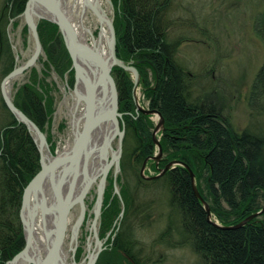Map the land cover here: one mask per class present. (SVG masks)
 <instances>
[{
	"label": "trees",
	"instance_id": "16d2710c",
	"mask_svg": "<svg viewBox=\"0 0 264 264\" xmlns=\"http://www.w3.org/2000/svg\"><path fill=\"white\" fill-rule=\"evenodd\" d=\"M110 1L115 56L132 62L139 77V99L146 102V108L160 113L163 126L157 133L161 156L155 163L149 159L156 151L151 139L154 121L135 110L130 74L113 66L110 73L123 135L119 170L115 178L109 172L104 181L97 234L99 239L107 238L93 264H142L132 218L145 207L137 195L139 190L155 188L164 196L167 208L158 242L188 247L199 264H264V210L244 224L230 227L259 210L264 202V132L235 130L218 100L191 96L193 77L175 59L176 40L167 39L171 21L166 14L171 0ZM25 2L5 0L0 10L4 76L14 67L5 26L11 19L12 26H17ZM251 24L263 53L246 102L260 114L264 112V11L257 13ZM22 33H27L26 25ZM37 33L45 55L44 68L40 73L31 68L26 80L14 85L12 100L44 132L57 91L55 81L48 79L49 71L59 80L65 74L67 87L72 85L73 73L57 25L40 19ZM0 101L9 117L0 126V264H5L24 246L19 208L23 188L40 169V156L25 125L14 118L1 96ZM145 159L144 166L152 175L171 160L185 163L207 202L210 221L182 166L173 165L156 177H143L139 169Z\"/></svg>",
	"mask_w": 264,
	"mask_h": 264
},
{
	"label": "water",
	"instance_id": "95a60500",
	"mask_svg": "<svg viewBox=\"0 0 264 264\" xmlns=\"http://www.w3.org/2000/svg\"><path fill=\"white\" fill-rule=\"evenodd\" d=\"M111 7L110 0H104ZM68 0H26L24 9L19 17L23 18L24 24L27 26L29 39L32 42L30 56L19 65H15L1 80L0 93L2 100L11 112L14 118L23 123L31 135L40 156V169L33 175L23 188L21 204L19 208V219L22 225L24 246L5 264H64L59 255L60 246L64 236L67 224V213L74 204H77V215L71 225L70 241L75 244V230L79 227L84 217L83 198L87 193L90 184L97 178L96 191L92 204V219L90 229L94 237V248L87 252L86 261L83 264H93L99 251L101 250V241L97 238L96 229L99 221L100 206L102 201V192L105 177L109 167L112 165V175L115 178L119 166L118 160L121 152V139L123 135L122 124L119 120L120 113L117 110V91L110 70L113 66H117L128 72L131 76V99L135 110L147 115H156L153 128L151 130V139L156 147V151L149 158L155 162L161 156V149L157 138V133L162 129L163 119L155 109H148L139 103L137 97L138 73L132 65L131 61L124 62L115 56L114 51V30L112 26L113 12L109 17L100 9L97 0H92L85 4L90 7L98 16L99 22H105L108 35L105 39V51L101 49L100 37L103 32L101 26L95 38L90 34L87 39L84 35L79 34L75 29L71 18V6ZM83 8L80 9L79 16L82 15ZM40 19H46L55 23L61 35L63 45L70 58V68L73 73V81L68 96L72 99L70 122L73 130V137L67 150L62 153L50 154L47 148V141L44 132L16 105L13 103L10 89L7 88L6 82L16 79L24 70L36 66L37 59L43 54L42 46L38 38L37 23ZM15 60L17 59L16 56ZM66 96L63 95L62 102ZM77 107L78 114L75 116ZM108 120L113 130L109 133L104 141L98 146V159L101 164L97 172L87 176L85 166L87 158L93 149L88 147V142L92 134V130L98 123ZM116 138L114 150L110 147V142ZM48 156L46 154V151ZM110 151H114L111 155ZM145 160L142 162L139 174L143 177V167ZM173 165L182 166L188 174L190 188L193 195L200 202L208 221L209 208L207 202L198 192L194 175L191 169L183 162L171 160L167 162L158 173L152 177H156ZM81 173V186L78 194L74 198H70L69 192L73 184L75 176ZM65 174H71L68 186L61 194V186L65 184ZM64 177V178H63ZM150 178V177H149ZM113 191L117 193V187L113 185ZM56 210V215H55ZM123 206L120 205L122 212ZM264 210V202L261 208L230 227H238L244 224L252 217L260 214ZM50 213L52 216V227L46 231L45 214ZM40 221L43 227L44 246L42 250L37 246L35 237L36 224ZM217 225L215 222H212ZM77 231V230H76ZM75 246V245H74ZM73 247L70 250L73 252ZM71 260H73L71 254ZM81 261V260H80ZM74 262V260H73ZM79 262V261H78Z\"/></svg>",
	"mask_w": 264,
	"mask_h": 264
},
{
	"label": "rangeland",
	"instance_id": "374dc122",
	"mask_svg": "<svg viewBox=\"0 0 264 264\" xmlns=\"http://www.w3.org/2000/svg\"><path fill=\"white\" fill-rule=\"evenodd\" d=\"M4 1L0 0V10ZM100 2H102L105 12L110 15V12H113L112 4L110 7L104 0H100ZM261 11H264V0H171L166 14L171 21L167 30V39L176 40L177 44L175 59L193 77L190 85L191 96L199 95L209 100H218L233 129L249 128L260 133L264 132V112L256 114L248 106L246 96L252 77L262 60V46L251 29L253 17ZM70 12L73 14L71 18L77 31L82 34L83 29L79 17H77L78 12L74 7L72 10L70 9ZM18 19L16 27L11 24L13 19L5 26L14 58V66L25 61L30 56L32 49L28 29L27 33L24 35L22 33L25 25L23 18L19 17ZM84 20L86 25L87 23L96 25V21L91 15L86 14ZM16 54L18 57L15 60ZM44 60V53L40 54L36 66H33L39 73L44 68ZM1 69L2 65H0V82L4 77ZM30 69L24 70L13 80L10 88L11 97L15 89L14 85L18 86L24 82ZM65 78L64 74V77L59 80L54 72L49 71L48 79L55 81L57 89L54 109L44 131L47 148L48 146L51 148V152L49 148L48 150L52 155L68 145L67 149L73 137L70 122L72 99L68 96L72 85L67 87ZM63 95L66 98L62 102ZM137 97L139 103L146 106V102L139 99L138 89ZM256 105L257 103H255V108H257ZM78 111L79 107L76 109L75 116ZM155 118V116H151L153 121ZM8 119L0 101V126ZM112 140L111 144L114 147L116 138L114 137ZM109 172L112 174V165L107 174ZM97 178L90 184L83 198L84 217L77 229L73 252L68 251V253L71 252L77 264H83L86 261L87 252L95 247V239L89 224L92 219L91 207ZM128 180L130 179L128 178ZM139 191L137 195L145 207L132 218V221L134 235L140 246L139 255L142 264H199L197 256L188 247L175 246L173 243L167 246L165 243L157 241L158 233L166 224L167 208L164 204V196L157 188L144 190V192ZM77 210V204H74L67 213V218L72 224ZM72 224H66L62 243L70 240ZM98 226L99 221L96 229L99 239ZM106 238L99 239L101 246L106 242Z\"/></svg>",
	"mask_w": 264,
	"mask_h": 264
},
{
	"label": "bare ground",
	"instance_id": "6f19581e",
	"mask_svg": "<svg viewBox=\"0 0 264 264\" xmlns=\"http://www.w3.org/2000/svg\"><path fill=\"white\" fill-rule=\"evenodd\" d=\"M71 2L70 5L71 6V10L74 6V8L79 11V9L83 8L85 10V4H89L88 2H92V0H68V2ZM97 4L100 5V0H97ZM86 12V10H85ZM85 14V13H84ZM80 19V24L82 26L83 32L82 35H84V33H87L89 31V28H85L83 27L84 25H82V16L79 17ZM73 21V19H72ZM75 29L77 30V27L75 25V23L73 22ZM105 39H106V32L103 30L101 37H100V43H101V49L103 51H105ZM13 83V80L6 82V86L8 89L11 88ZM70 112L71 108H70ZM156 117V115H153ZM113 130L112 126H110V122L108 120L100 122L97 124V126L92 130V134L91 137L89 139L88 142V147L90 149H93L92 152L89 154L88 158H87V162H86V166H85V173L87 176L93 175L97 172L100 164H101V160L98 159V146L100 145V143H102L104 141V139L106 138V136L111 133V131ZM113 141V140H112ZM68 146V145H67ZM66 146V147H67ZM66 147H64L62 150L58 151V153H62L64 150H67ZM110 147L112 150H114V147L112 146L111 142H110ZM49 148V146H48ZM46 154L48 156L47 150ZM111 155H114V151H110ZM65 184L63 186H61V194L63 195L65 192V188L68 186L69 181L71 180V174H65ZM63 177V178H64ZM81 179H82V175L80 172H78V174L75 176L73 184L70 188V198H74L77 196L78 194V190L81 186ZM55 215H56V210H55ZM67 223H70V221L67 218ZM45 224H46V231H49L50 228L52 227V216L50 213H46L45 214ZM67 227V226H66ZM78 229V228H77ZM76 229V230H77ZM75 230V234H77V231ZM72 232V231H71ZM35 237L37 242H35L34 247H38L42 250L43 246H44V234H43V227L40 224V221L38 220L37 224H36V230H35ZM64 241V240H63ZM72 247L74 248V242L72 241H68L66 243H61L60 246V251H59V255L62 258L64 264H77L75 261L73 262V260H71V252L68 253V251H70L72 249ZM68 256H69V260H68ZM18 264H25L24 262H20Z\"/></svg>",
	"mask_w": 264,
	"mask_h": 264
},
{
	"label": "flooded vegetation",
	"instance_id": "af4514ba",
	"mask_svg": "<svg viewBox=\"0 0 264 264\" xmlns=\"http://www.w3.org/2000/svg\"><path fill=\"white\" fill-rule=\"evenodd\" d=\"M102 1V0H101ZM74 7V6H73ZM99 7H100V9L105 13V16L106 17H109V15L105 12V10H104V8L102 7V2H100V5H99ZM75 9V8H74ZM76 10V9H75ZM85 10H86V12H85ZM85 10H83V12H82V24H84V27L85 28H89V31L87 32V33H85V36H86V38L87 39H89L90 38V34L92 35V37L93 38H95L96 37V35H97V32H98V30H99V27L101 26V29L102 30H104L105 32H106V36L108 35V32H107V27H106V25H105V22H99V18H98V16H97V14L90 8V7H88V6H86L85 7ZM77 11V10H76ZM78 12V14H79V12H80V9H79V11H77ZM85 13V14H84ZM77 14V17L79 16ZM86 14H88V15H91L94 19H95V21H96V25L94 26V25H91V23H87V25H86V22H85V20H84V18H85V15ZM71 15H73L72 13H71ZM113 18V17H112ZM79 21H80V19H79ZM95 35V36H94ZM137 89H138V87H137ZM118 109V108H117ZM120 113V112H119ZM120 118H121V113H120ZM120 118H119V120H120ZM120 122H121V120H120ZM121 124H122V122H121ZM122 128V127H121ZM123 131V130H122ZM150 159V158H149ZM152 160V159H151ZM145 161H146V159H145ZM154 161V160H153ZM155 162V161H154ZM156 163V162H155ZM145 164V163H144ZM144 168H145V170H144ZM142 172H143V175L145 176V177H149V176H153V175H155V174H153L152 175V171L151 170H149V168L148 167H143V170H142ZM159 172V171H158ZM157 172V173H158ZM145 173V174H144Z\"/></svg>",
	"mask_w": 264,
	"mask_h": 264
}]
</instances>
